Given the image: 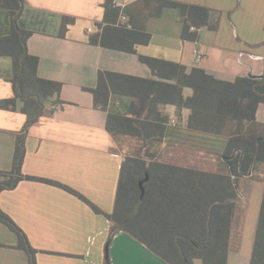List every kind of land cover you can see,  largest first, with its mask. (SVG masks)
Instances as JSON below:
<instances>
[{"label": "crops", "instance_id": "obj_1", "mask_svg": "<svg viewBox=\"0 0 264 264\" xmlns=\"http://www.w3.org/2000/svg\"><path fill=\"white\" fill-rule=\"evenodd\" d=\"M110 1L113 5L106 10L105 0H24L18 19L19 27L31 33L26 48L38 57L37 75L61 83L53 99L62 104L52 110L48 108L52 100L48 101L26 129L21 172L70 188L106 214L116 204L126 150L139 146L132 138V144L124 141L120 146V140L106 131L107 112L124 111L130 98L113 94L106 110L95 107L86 88L95 87L98 71L155 79L149 66L139 60L142 55L180 63L188 71L201 67L222 80L264 72V0H171L208 9L211 27L197 29L193 40L182 38L183 19L176 7L158 9L154 0ZM63 17L73 21L61 34ZM127 22L130 27H120ZM9 33L10 15L0 10V37ZM131 42L135 53L114 49ZM196 48L203 55L199 61ZM13 77L11 58L0 55V99L13 96ZM182 93L187 97L192 91L184 88ZM22 106L16 98L14 108H0V171L13 168L16 136L26 123ZM159 109L168 122L157 145L158 161L164 162L161 158L167 156L166 163L195 167L186 164L192 157L177 156L170 148L223 150L225 137L186 128L188 109L178 111L172 104ZM255 116L264 123V103L258 105ZM206 158L196 161L210 163ZM261 176H246L241 182L244 191L238 189L226 264L250 262L264 188ZM4 178L0 174V182ZM0 210L26 235L35 250V264H107V243L110 264H168L130 233L112 232L105 215L95 213L59 185L20 180L0 190ZM0 264H30L29 255L17 246L16 234L2 221Z\"/></svg>", "mask_w": 264, "mask_h": 264}, {"label": "trees", "instance_id": "obj_2", "mask_svg": "<svg viewBox=\"0 0 264 264\" xmlns=\"http://www.w3.org/2000/svg\"><path fill=\"white\" fill-rule=\"evenodd\" d=\"M154 1L158 9L168 6L180 10L183 39L193 40L197 29L211 27L207 8L171 0ZM23 2L0 0V10L10 15V33L0 37V55L11 58L14 71L13 96L0 99V108H14L16 98H20L21 110L26 115L23 130L16 136L13 168L0 171L5 177L0 182V190L12 188L23 179L59 185L88 204L95 213L105 215L111 222L112 232L130 233L168 264H194V259H199L201 264H226L238 197L237 176L254 178L258 176L253 174L256 170L259 175L262 173L264 181V123L257 121L255 116L258 105L264 103V72L260 76L222 80L201 67L188 71L180 63L142 55L139 60L149 66L155 79L98 71L95 87L86 88L93 95L95 107L106 110L113 94L130 98L124 111L107 112L106 131L117 140L132 138L140 143L136 154L126 150L120 167L116 204L113 212L106 214L70 188L21 172L25 131L37 120L48 101H57L53 97L61 87L60 82L37 75L38 57L29 54L26 48L31 33L18 25ZM112 5L113 2L105 0L106 10ZM71 21L73 19L63 17L61 34ZM191 26L196 30H191ZM120 27H130V24L127 22ZM131 45L133 42L114 46V49L135 53ZM184 88L191 89L190 96H183ZM166 104L174 105L178 111L189 110L188 130L225 137L221 159L219 157L223 164L220 170L155 159L159 155L157 145L163 139L168 122L159 107ZM233 153L232 158L222 159L223 155ZM145 173L148 179L143 183L141 196L138 182ZM123 175L125 184L121 183ZM0 221L16 234L17 246L29 255L30 264H35V250L28 244L24 232L1 210ZM249 264H264V188Z\"/></svg>", "mask_w": 264, "mask_h": 264}, {"label": "rangeland", "instance_id": "obj_3", "mask_svg": "<svg viewBox=\"0 0 264 264\" xmlns=\"http://www.w3.org/2000/svg\"><path fill=\"white\" fill-rule=\"evenodd\" d=\"M120 141H121V143H120L121 145L120 146H122L124 144L123 143L124 141H126L128 144H132L130 139H120ZM137 144H138V146L140 145L139 142H137ZM133 148H134L133 150H130V151L128 150L129 152H127V153H130L132 155L136 154V151L138 149L137 145H135V147H133ZM222 151L223 150H218L216 153H214V151H212V152L204 151V149H199L198 151H195V148H190L189 147V148H170L169 152L175 153V154H177V156L178 155L179 156L184 155V156L192 157V161H189L188 163H186L187 165H192V166L203 168V169L218 171V170H220L221 167H223V164L220 161V159H221V155L220 154H221ZM197 157H200V158L207 157L206 159L208 161L211 159V161H210V163H199V162L196 161ZM219 157H220V159H219ZM161 159H163L164 162H165V161L168 160V157L164 156ZM206 159H204V160H206ZM169 160L176 161V160H174V158H171ZM206 161H204V162H206ZM253 174H254V176L259 175L258 171H256V170L253 172ZM243 178H245V177L242 176V175L241 176H237V186H238V189H240L241 191H244V189L241 186V182H242ZM125 179H126L125 175H123L121 177V183L122 184H125ZM105 262H106V259H105ZM200 262H201L200 260H196V264H201Z\"/></svg>", "mask_w": 264, "mask_h": 264}, {"label": "built area", "instance_id": "obj_4", "mask_svg": "<svg viewBox=\"0 0 264 264\" xmlns=\"http://www.w3.org/2000/svg\"><path fill=\"white\" fill-rule=\"evenodd\" d=\"M126 17L123 15L122 16V20H125ZM129 26V25H128ZM191 30H196V28L194 26H191L190 27ZM194 54H195V58L196 60H201L203 58V55L202 53L200 52V50H198L197 48L194 49ZM62 107V104L60 102H52L50 101L49 104H48V108L49 109H52V110H58Z\"/></svg>", "mask_w": 264, "mask_h": 264}, {"label": "water", "instance_id": "obj_5", "mask_svg": "<svg viewBox=\"0 0 264 264\" xmlns=\"http://www.w3.org/2000/svg\"><path fill=\"white\" fill-rule=\"evenodd\" d=\"M250 76V75H248ZM235 154L233 153L231 156H228V155H223L222 156V159H229V158H232ZM148 179V174L145 173V177L141 180H139L138 182V187H139V190L141 192V196L143 195V192H144V186H143V183ZM105 255H106V263L107 264H110L109 261H108V243L105 245Z\"/></svg>", "mask_w": 264, "mask_h": 264}]
</instances>
